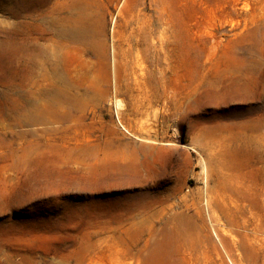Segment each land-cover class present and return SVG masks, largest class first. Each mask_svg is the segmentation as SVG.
<instances>
[{
    "label": "rangeland",
    "instance_id": "obj_1",
    "mask_svg": "<svg viewBox=\"0 0 264 264\" xmlns=\"http://www.w3.org/2000/svg\"><path fill=\"white\" fill-rule=\"evenodd\" d=\"M76 24L49 74L90 92L34 141V41ZM0 101V264H264V0H0Z\"/></svg>",
    "mask_w": 264,
    "mask_h": 264
},
{
    "label": "bare ground",
    "instance_id": "obj_2",
    "mask_svg": "<svg viewBox=\"0 0 264 264\" xmlns=\"http://www.w3.org/2000/svg\"><path fill=\"white\" fill-rule=\"evenodd\" d=\"M56 35L59 37V40H60L58 42L59 44H57V45L47 44V43L41 42V39H43V38H41L42 37L41 35H40L41 37L39 36L38 38L35 39L34 44H33L32 53L30 55L28 54L30 56L29 61L31 64V76L29 75L30 77H28L29 79L27 80V82L25 84L23 83V85H22L23 91L20 92V93H22V96H23L21 102H24L25 104H31L32 105V109H27V110L25 109L24 112L22 113L23 119H25V121H27V122L30 121L34 124H43L44 125L43 128H35L34 129V132H35L34 134L36 136V138H34V141H37V142L41 141L39 132L40 131L48 132L50 130L49 123H51V119L53 118L55 113H59V108L61 106H59V104H58V99H61L62 96L66 92L71 91V90L73 91V96L75 98L86 96L90 92L89 86L82 85L76 81H72L71 79H69L68 81L61 80V81L57 82V81H54L52 79V76L49 74V70L50 69L51 70L56 69V67L59 64V60H60L58 58L59 53H61L65 48L68 51H70L75 46V45H72L74 42L82 43L84 40L89 38L85 27L83 25H77V24L75 26H70L68 28L62 27L56 31ZM44 38H45V35H44ZM62 40L65 42L63 49H62L63 43L62 44L60 43ZM21 43L23 44L22 47H24L25 44L23 42H21ZM171 45L172 46L170 47V55H169L170 59H169L168 69H169L170 73L172 74V77L175 78L176 71H177L176 44L173 42ZM25 48L26 47H24V49ZM17 50H18V48H17ZM64 51L66 54V50H64ZM71 53H73V52H71ZM103 55H104V59L102 62V76H103V81L105 82V84H107L108 79L110 78L109 77V62L107 59V54L104 53ZM164 58L165 57H162V56L160 58L157 57V60L163 61ZM140 59H141V57H140ZM27 60H28V58H27ZM138 60H137V62H138ZM26 63H27V61H24L23 59L21 60V71H25L24 68L27 67ZM136 65L140 66V63L136 64ZM71 67L72 66H70V68ZM143 67H141V68L143 69ZM22 75H23V72H22ZM116 77H117L116 59H115V56L113 55V78L115 79ZM58 78H59V76H58ZM114 86H115V84H114ZM12 91L15 92L16 88L12 87ZM5 93H3V94H5ZM10 102H13V103L17 102L15 95L13 98H10ZM6 103L8 104V102H6ZM18 114H20V112ZM43 140L45 142L47 141V139H43ZM28 163H32V161L31 162L28 161ZM36 175H38V174H36V172L31 171V170H26L25 172L19 173L18 178L19 179L20 178L25 179L27 176L28 179L35 180V179H38V177H36Z\"/></svg>",
    "mask_w": 264,
    "mask_h": 264
}]
</instances>
